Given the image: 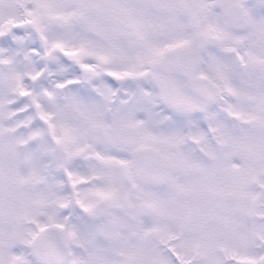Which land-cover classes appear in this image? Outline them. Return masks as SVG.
I'll list each match as a JSON object with an SVG mask.
<instances>
[{
    "label": "snow or ice",
    "instance_id": "1",
    "mask_svg": "<svg viewBox=\"0 0 264 264\" xmlns=\"http://www.w3.org/2000/svg\"><path fill=\"white\" fill-rule=\"evenodd\" d=\"M0 264H264V0H0Z\"/></svg>",
    "mask_w": 264,
    "mask_h": 264
}]
</instances>
